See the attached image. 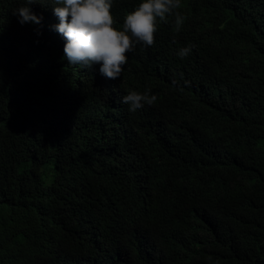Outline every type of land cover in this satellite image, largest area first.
Returning a JSON list of instances; mask_svg holds the SVG:
<instances>
[{"label":"trees","instance_id":"1","mask_svg":"<svg viewBox=\"0 0 264 264\" xmlns=\"http://www.w3.org/2000/svg\"><path fill=\"white\" fill-rule=\"evenodd\" d=\"M26 2L0 0V264H264V0H180L117 80Z\"/></svg>","mask_w":264,"mask_h":264},{"label":"clouds","instance_id":"2","mask_svg":"<svg viewBox=\"0 0 264 264\" xmlns=\"http://www.w3.org/2000/svg\"><path fill=\"white\" fill-rule=\"evenodd\" d=\"M37 2L27 0L15 10L14 15L21 25L41 22L42 18L28 6ZM55 3L58 6L53 8V13L59 20L55 30L66 41L63 51L69 64L85 68L99 64V73L109 80L120 78L127 63V53L136 45L153 46L159 23H168V18L174 17L175 30L179 31L185 20L176 11L180 0H143L133 11L125 14L119 30L113 26L112 0H55ZM193 47H182L177 55L181 59L186 58ZM156 101L157 96L150 95V90L143 93L130 90L122 98V102L129 105L130 112L153 105Z\"/></svg>","mask_w":264,"mask_h":264}]
</instances>
